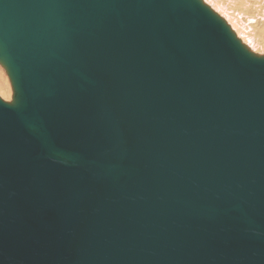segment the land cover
Returning a JSON list of instances; mask_svg holds the SVG:
<instances>
[{"label":"water","instance_id":"obj_1","mask_svg":"<svg viewBox=\"0 0 264 264\" xmlns=\"http://www.w3.org/2000/svg\"><path fill=\"white\" fill-rule=\"evenodd\" d=\"M0 264H264V56L202 0H0Z\"/></svg>","mask_w":264,"mask_h":264},{"label":"rangeland","instance_id":"obj_2","mask_svg":"<svg viewBox=\"0 0 264 264\" xmlns=\"http://www.w3.org/2000/svg\"><path fill=\"white\" fill-rule=\"evenodd\" d=\"M202 1L227 22L244 45L255 54L264 56V0ZM250 19H254V23H251ZM247 30L249 33H246ZM13 96V89L7 73L0 65V98L5 102H11Z\"/></svg>","mask_w":264,"mask_h":264},{"label":"bare ground","instance_id":"obj_3","mask_svg":"<svg viewBox=\"0 0 264 264\" xmlns=\"http://www.w3.org/2000/svg\"><path fill=\"white\" fill-rule=\"evenodd\" d=\"M217 1V0H216ZM230 1V0H229ZM232 2H235L234 0L232 1ZM237 3V2H236ZM225 4V3H224ZM244 4V3H243ZM249 5H250V3H248ZM233 5V4H232ZM246 5V4H245ZM223 6V5H222ZM225 8H227V7H225ZM228 9V8H227ZM247 10V9H246ZM239 17V16H238ZM241 17V16H240ZM246 17V16H245ZM264 17V16H263ZM249 18V17H248ZM249 20V19H248ZM254 20V19H253ZM253 20H251L250 19V21H251V23L253 22L254 23V21ZM256 22V21H255ZM247 25H248V23H247ZM246 26V25H245ZM246 33H249V31L247 30L246 31Z\"/></svg>","mask_w":264,"mask_h":264}]
</instances>
